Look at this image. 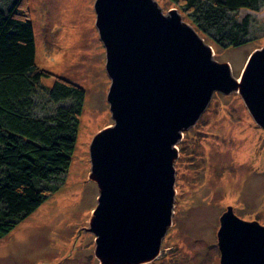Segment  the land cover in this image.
<instances>
[{
    "label": "rangeland",
    "instance_id": "obj_1",
    "mask_svg": "<svg viewBox=\"0 0 264 264\" xmlns=\"http://www.w3.org/2000/svg\"><path fill=\"white\" fill-rule=\"evenodd\" d=\"M154 1L165 15L177 9L168 0ZM95 2L27 0L37 65L82 87L85 98L68 172L41 207L0 239V264H100L96 236L88 231L99 198V186L90 180V146L114 121ZM246 15L253 31L240 47L223 48L196 31L213 48L214 60L229 63L239 79L251 54L264 47V8L240 11L241 18ZM177 149L173 223L159 257L147 264H221L218 231L229 207L240 219L264 226V129L238 93L217 92Z\"/></svg>",
    "mask_w": 264,
    "mask_h": 264
},
{
    "label": "water",
    "instance_id": "obj_2",
    "mask_svg": "<svg viewBox=\"0 0 264 264\" xmlns=\"http://www.w3.org/2000/svg\"><path fill=\"white\" fill-rule=\"evenodd\" d=\"M95 12L114 125L90 146L99 198L88 231L100 264H147L159 257L173 223L177 144L214 94L238 93L264 129V47L239 79L177 9L165 15L154 0H96ZM220 223L221 264H264V226L232 207Z\"/></svg>",
    "mask_w": 264,
    "mask_h": 264
},
{
    "label": "trees",
    "instance_id": "obj_3",
    "mask_svg": "<svg viewBox=\"0 0 264 264\" xmlns=\"http://www.w3.org/2000/svg\"><path fill=\"white\" fill-rule=\"evenodd\" d=\"M168 1L198 33L223 48L249 42L253 19L241 18V10L264 8V0ZM50 77L53 84L45 85ZM84 98L82 87L37 65L27 0H0V239L41 207L63 181Z\"/></svg>",
    "mask_w": 264,
    "mask_h": 264
}]
</instances>
